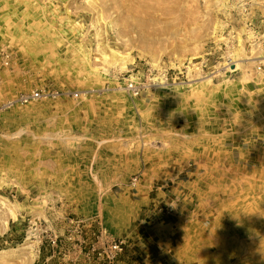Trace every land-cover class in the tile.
<instances>
[{"label":"rangeland","instance_id":"374dc122","mask_svg":"<svg viewBox=\"0 0 264 264\" xmlns=\"http://www.w3.org/2000/svg\"><path fill=\"white\" fill-rule=\"evenodd\" d=\"M223 2L0 0V264H264V73Z\"/></svg>","mask_w":264,"mask_h":264},{"label":"built area","instance_id":"2783aa9c","mask_svg":"<svg viewBox=\"0 0 264 264\" xmlns=\"http://www.w3.org/2000/svg\"><path fill=\"white\" fill-rule=\"evenodd\" d=\"M224 2L226 5L221 10L227 15L230 24L224 26L225 32L229 29L227 41L243 46L247 54L245 61L253 64L254 73L257 75L264 73V0H224ZM236 62L235 59L227 58L225 68H235ZM143 88L141 84L132 81L125 84V92L131 98L139 97ZM38 97L39 93L35 92L31 96L20 97L19 101L25 104L30 99ZM141 180V174L132 176L129 181L131 190H137ZM166 210L170 214L173 211Z\"/></svg>","mask_w":264,"mask_h":264},{"label":"bare ground","instance_id":"6f19581e","mask_svg":"<svg viewBox=\"0 0 264 264\" xmlns=\"http://www.w3.org/2000/svg\"><path fill=\"white\" fill-rule=\"evenodd\" d=\"M111 52H112L111 55L114 57L116 62H118V64L121 65L122 68H126V64L129 62V58L127 56H123V55L115 53L113 51H111Z\"/></svg>","mask_w":264,"mask_h":264},{"label":"crops","instance_id":"0c3cea01","mask_svg":"<svg viewBox=\"0 0 264 264\" xmlns=\"http://www.w3.org/2000/svg\"><path fill=\"white\" fill-rule=\"evenodd\" d=\"M161 193H158V196L160 195ZM150 200V199H149Z\"/></svg>","mask_w":264,"mask_h":264}]
</instances>
